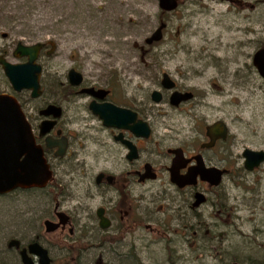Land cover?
<instances>
[{"label":"rangeland","instance_id":"rangeland-1","mask_svg":"<svg viewBox=\"0 0 264 264\" xmlns=\"http://www.w3.org/2000/svg\"><path fill=\"white\" fill-rule=\"evenodd\" d=\"M176 1L177 8L165 13L157 0H0V54L10 63L22 62L11 54L17 42H54L53 53L39 61L41 98L17 94L29 107L44 103L51 81L56 87L63 85L69 68L112 88L121 102L133 104L148 93L152 145L161 140L175 145L192 125L188 114L150 100L149 92L160 89L162 73L195 91L196 101L202 102L195 113L202 122L220 119L228 125L230 135L218 150V161L230 173L200 207L204 226L195 225L199 214L192 215V227L177 222V211L169 201L176 192L164 174L137 186L139 194L147 197L141 200L143 207L150 198L156 204L160 229L158 239L142 240L140 260L142 264H234L236 259L241 264H264V164L248 172L241 155L245 148L264 149V80L252 66L253 53L264 48V0ZM160 22L166 25L163 38L144 44ZM2 92L16 95L0 67ZM64 129L72 134L69 156L51 162V182L61 185L59 200H64V208L79 209L90 194L95 197L89 205L95 207L100 197L88 184L89 176L102 168L116 172L114 152L102 145L103 128L96 118L74 120ZM53 185L46 192H55ZM36 194L17 190L0 197V204L24 209L32 206ZM98 254L105 259L107 251L98 248Z\"/></svg>","mask_w":264,"mask_h":264},{"label":"flooded vegetation","instance_id":"flooded-vegetation-1","mask_svg":"<svg viewBox=\"0 0 264 264\" xmlns=\"http://www.w3.org/2000/svg\"><path fill=\"white\" fill-rule=\"evenodd\" d=\"M173 11L166 12L171 13ZM49 41L51 40L41 42L44 46L39 51L36 60L38 64H40L39 61L42 55L53 53L54 48L49 53L51 49ZM253 57L254 55L252 56V66H254ZM18 59H21L22 62L25 61V57ZM40 66L42 70V65L40 64ZM254 68L258 73L257 67L254 66ZM74 71L80 73L75 69ZM67 73L68 71L63 85H57L56 87L52 81L48 84L44 95L45 101L41 105L29 107L26 102H23L17 96V94L28 92L31 100L40 99L43 95L41 76L39 78L40 94L37 97L31 98L28 90L16 92V95H13L33 131L34 141L43 150L52 176L50 181L42 188H17L6 194H0V197H5L17 190L38 193L33 197L32 206L24 209L15 208L8 203L5 205L0 204V264H23L20 255L22 249H25L30 264H40V257L28 250L29 246L33 244H37L45 250L48 264H142L139 256L142 240L147 237L151 241L158 239L160 229L157 226L158 218L155 217L156 204L150 198L146 201V206L143 207L141 200H146L147 197L144 194H139L138 187L159 179L162 174L167 177L172 190L176 192L174 197L169 198V201L177 211V222L185 228L192 227L190 223L192 215L198 217L199 214L195 225H206L203 223L204 217L203 213L199 211L200 207L207 203L208 195L215 192L222 182L219 186H211L210 183L200 180L198 174L195 185L178 187L170 181L169 168L172 164V158L177 153L182 158V167L178 168L179 176H185L189 171H195L198 168L204 170L219 168L227 171L223 175V179L230 173V168L228 169L219 164L218 150L228 142L230 135L228 125L225 123L228 130L227 138H218L211 144V139L206 134L207 127L218 120H222L217 119L212 123H206V121L203 123L202 119L195 113L197 104L202 103L196 101V92L182 84L179 85L174 79H171L169 74L167 75L172 81V88H169V90L163 88L161 85V78L165 73L163 72L159 80L160 89L149 92L150 100L153 91L160 92V100L156 104L164 103L178 113L188 114L192 125L184 133L183 140L177 144L168 145L161 140L152 145L153 127L149 120L152 109L147 104L148 93L145 92L140 101L136 100L133 104H129L118 101L112 88L101 86L93 80H87L82 73H80L81 81L79 84L77 86L72 85L69 83ZM172 93H177L180 97L191 94V97L177 102V105H172L169 103ZM103 103L128 110V112L134 113L135 119L131 121L132 116L120 114L122 116L121 123L115 121L112 126H103L99 117L93 114L90 109L91 104L103 105ZM49 106L53 108H47ZM82 111L85 112V115ZM31 112L34 116H31ZM118 115L117 112L113 114L117 117ZM92 118L100 121L103 128L102 138L104 141H102V145L106 146L110 152H114L113 160L116 161V172L102 168L91 174L88 184L98 190L96 195L100 197V202L95 207L90 206L89 202L95 197L90 194L88 195V203L83 206L78 204L80 208L71 211L63 207V199L62 202L59 200L61 185L59 183L53 185L51 182L54 178V165L51 162L53 160L60 162L61 159L69 156L72 134L67 132L64 126L69 125L74 120ZM48 120L54 121V124L47 135L40 136L38 126L43 121ZM138 121L140 124L145 123L150 128L148 137L135 135L134 129L138 132L143 129ZM200 121L202 124H200ZM222 122L224 123V121ZM48 136H50V142L52 143L57 142L61 137L65 138L66 150L63 156H55L57 146L46 147L44 139ZM263 164L252 171L259 170L263 167ZM244 169L246 170L245 167ZM51 185L55 186V192H46V189ZM44 192L46 197L49 198L47 201L43 198ZM54 194L56 198L52 197ZM197 194L203 195V203L198 205L196 204ZM46 221H49L51 225L53 224L52 231H46L44 226ZM21 222L22 227H14ZM101 234L104 235L103 238H100ZM209 234L210 231L206 230L205 235L209 236ZM102 247L107 251L106 260L102 259V254L97 255V249Z\"/></svg>","mask_w":264,"mask_h":264},{"label":"water","instance_id":"water-1","mask_svg":"<svg viewBox=\"0 0 264 264\" xmlns=\"http://www.w3.org/2000/svg\"><path fill=\"white\" fill-rule=\"evenodd\" d=\"M157 3L159 9L164 12L173 11L177 6L175 0H157ZM165 28L166 25L160 22L155 30L144 39V44L151 45L160 41L163 38L162 32ZM48 43L51 45L50 53L54 48V43L53 41ZM43 46L44 44L41 42L33 44L17 42L12 54L15 58L25 57V61L22 63H10L3 54H0V67L14 92L28 90L31 98H35L40 94L39 78L41 76V66L36 60ZM253 55V64L257 67L260 77L264 80V48L258 49ZM67 74L70 84L77 86L81 81V74L74 71V69L70 68ZM161 85L168 90L172 88V81H170L167 73H163ZM160 96V92L153 91L151 100L154 103H158ZM190 97L191 94L180 97L177 93H172L169 103L177 105V102ZM47 108L53 107L49 106ZM90 109L93 114L99 117L103 126H112L115 121L121 123L122 116L120 114L132 116L131 121L135 119L134 113L108 103H103V105L91 104ZM114 112L119 114L118 117L113 116ZM53 124L54 121L50 120L39 124V135H47ZM138 124H140L139 121ZM140 125L143 129L141 132L134 129L135 135L148 137L150 128L145 123ZM227 131V125L218 120L207 127L206 134L210 137L212 144L218 138L226 139L228 136ZM50 140V136L44 139L46 147L57 146L58 149L55 152V156H63L66 150L65 138L61 137L55 143L50 142ZM242 155L245 158L244 167L247 171H252L264 162V150L247 148L242 152ZM172 159V164L169 168L170 181L178 187L195 185L198 174L200 175V180L210 183L211 186H219L223 180V175L227 172L219 168L207 170L198 168L195 171H189L185 176H179L178 168L182 167V158L176 153ZM51 176L50 166L46 162L43 150L34 141L33 131L24 117L17 99L10 94L0 93V194H6L17 188H42L50 181ZM197 197L196 204L203 203V195L197 194ZM44 226L46 231L53 230V224L51 225L49 221H46ZM28 250L40 257V264H48V257L43 248L41 249L37 244H33L29 246ZM20 255L23 264H30L27 254H25V249L20 251Z\"/></svg>","mask_w":264,"mask_h":264},{"label":"trees","instance_id":"trees-1","mask_svg":"<svg viewBox=\"0 0 264 264\" xmlns=\"http://www.w3.org/2000/svg\"><path fill=\"white\" fill-rule=\"evenodd\" d=\"M234 264H241V263L236 261V259H234Z\"/></svg>","mask_w":264,"mask_h":264}]
</instances>
